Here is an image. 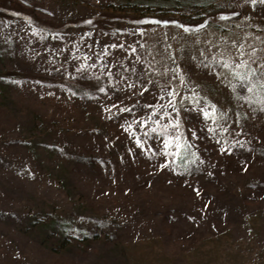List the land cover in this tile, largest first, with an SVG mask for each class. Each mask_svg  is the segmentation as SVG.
<instances>
[{
  "label": "rangeland",
  "instance_id": "obj_1",
  "mask_svg": "<svg viewBox=\"0 0 264 264\" xmlns=\"http://www.w3.org/2000/svg\"><path fill=\"white\" fill-rule=\"evenodd\" d=\"M233 44L260 63L264 5L0 0V264H264V112L204 66ZM176 65L228 131L178 104L192 147L173 162L160 137L125 128Z\"/></svg>",
  "mask_w": 264,
  "mask_h": 264
},
{
  "label": "snow or ice",
  "instance_id": "obj_2",
  "mask_svg": "<svg viewBox=\"0 0 264 264\" xmlns=\"http://www.w3.org/2000/svg\"><path fill=\"white\" fill-rule=\"evenodd\" d=\"M246 4L256 5L257 3L264 5V0H245ZM220 19H226L225 16L221 15ZM141 23H155V24H167L168 21H140ZM171 23H175L174 21ZM208 24V21H204L203 24L197 26V28H203ZM191 29L185 27L184 31L188 32ZM113 47H119V45H113ZM235 51L227 50V55L225 53H219L213 59V63L210 65H204L205 67H209L212 71L219 73L220 69L224 70V78H231V80L236 81L235 84L229 83L230 89L235 94L237 99L243 100L245 103H256L258 104L259 110L264 112V57L261 58L260 63H257L256 60L252 59V57L243 50V45L236 46L233 44ZM131 51L135 52V49H131ZM218 51V47H217ZM264 51V49H262ZM251 52L254 54L256 49H251ZM204 55V53H201ZM245 56H248V59H244ZM171 58V57H170ZM172 63L175 65V59H172ZM255 65V67L253 66ZM95 67V63L92 65ZM80 71L84 70V65H81ZM128 71V69H125ZM135 71V69H133ZM151 71V69H150ZM169 71H173V75L171 80H169L166 84L160 87V94L158 96V105H149L152 110L147 115V117L139 120H133L132 123L128 124L125 128V131H129L133 128V124L138 123V126L141 129H145L144 135L147 136L149 131L155 134V136L161 138L162 150L160 154L164 155L165 158L168 156L173 157V162L176 159H183V154L188 152L191 149L192 144L188 143L181 131V120L179 113L177 112V105L183 104L184 102L195 104L196 110L201 113L204 120L206 122H210L206 126V131L209 134H216L217 131L221 135L227 132L228 129L225 128L222 124H219L220 116L217 115V109L214 105L208 103L203 97H199L196 99L195 97L198 94L194 91V89L189 87V82L186 79L184 73L180 70V66L176 65L175 69H169L165 67L163 75H167ZM147 75V73H144ZM220 79V75L217 76ZM123 79V77H121ZM173 81H177L178 83L173 84ZM149 84L154 83L151 79L148 80ZM129 88L136 87V84H129ZM180 89H188L192 92V97H185ZM140 94L146 92L148 89L144 87L143 81L140 82L139 86ZM100 92H104V88H99ZM115 107V105H113ZM171 109V111H169ZM107 110V109H106ZM121 112H129L131 111L128 108L122 107L119 109ZM255 111V109H253ZM175 114V115H173ZM226 115V114H225ZM164 122L161 125V122ZM238 123V121H237ZM155 125V127H152ZM213 125H219V127H214ZM147 126V127H146ZM159 128V131H157ZM169 129L171 131H169ZM191 132L192 138L197 136V132L192 131V129H188ZM239 135V133H237ZM219 144L220 141L218 140ZM237 143H239L237 141ZM137 147H141L140 138H136ZM242 146V145H241ZM221 153L231 154L232 148L226 147L225 145H221L220 147ZM151 151V149H149ZM193 159H196V154L194 152L189 153ZM167 159L165 162L160 165V167L167 166ZM202 163V161H201Z\"/></svg>",
  "mask_w": 264,
  "mask_h": 264
}]
</instances>
